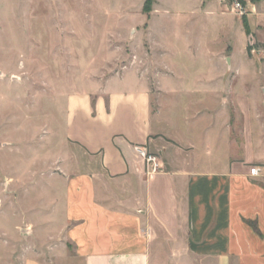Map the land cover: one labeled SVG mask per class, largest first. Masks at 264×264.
I'll list each match as a JSON object with an SVG mask.
<instances>
[{
  "label": "crops",
  "instance_id": "crops-1",
  "mask_svg": "<svg viewBox=\"0 0 264 264\" xmlns=\"http://www.w3.org/2000/svg\"><path fill=\"white\" fill-rule=\"evenodd\" d=\"M210 1L200 0L201 12L189 18L188 48L202 56L192 64L197 72L185 81L173 72L168 99L127 76L64 97L59 143L56 152L47 150L54 155L47 165L57 167L52 182L62 187L57 230L69 262L264 264V122L258 126L256 99L264 77L235 50L230 61L210 63L209 24L196 19L208 14ZM244 1L257 13L264 5ZM219 15L217 39L243 34L241 17ZM247 18L249 36L264 47V12ZM231 75L239 76L238 89H229ZM247 85L253 88L244 96L255 109L247 103L246 126L237 128L229 105H238L235 118L243 114V95L234 92ZM135 145L158 153L163 171L147 176ZM253 166L258 175L249 174ZM44 247L46 256L49 243ZM25 254L23 264H45Z\"/></svg>",
  "mask_w": 264,
  "mask_h": 264
},
{
  "label": "rangeland",
  "instance_id": "rangeland-1",
  "mask_svg": "<svg viewBox=\"0 0 264 264\" xmlns=\"http://www.w3.org/2000/svg\"><path fill=\"white\" fill-rule=\"evenodd\" d=\"M233 1L211 0L204 7L208 14L196 18L197 26L209 24L211 64L213 60L230 61L235 50L234 57L252 67L257 65L260 80L264 77V47L249 36L247 14L264 12V5L260 4L257 13L239 0L246 10L239 16L232 10ZM145 2L0 0V264H23L27 251L45 264H73L60 250L57 225L62 187L52 182L57 167L47 165L54 157L47 150L56 152L58 147L59 114L65 96L127 76L145 81L156 97L168 99L173 72L183 81L197 72L191 68L201 61V52L193 57L187 33L189 18L201 12L200 0ZM220 13L241 17L243 34L236 31L217 39ZM241 44L245 45L243 53ZM214 51L219 55L215 57ZM216 73L211 66L210 79ZM238 77H229L233 80L229 89L239 88ZM243 86L234 92L243 95L236 99L241 101L243 114L235 118L237 103L229 105L232 125L237 128L246 126L248 106V110L255 109L250 97L244 96V90L249 93L253 86ZM256 99L261 126L264 82L257 85ZM48 243L50 252L44 256L41 251Z\"/></svg>",
  "mask_w": 264,
  "mask_h": 264
},
{
  "label": "built area",
  "instance_id": "built-area-1",
  "mask_svg": "<svg viewBox=\"0 0 264 264\" xmlns=\"http://www.w3.org/2000/svg\"><path fill=\"white\" fill-rule=\"evenodd\" d=\"M232 10L239 16H243L246 13L245 5L239 0L233 1ZM134 151L142 159L144 172L147 176H153L163 170V162L158 153L149 151L144 145H135ZM259 173L260 168L258 166H253L249 169L250 175H258Z\"/></svg>",
  "mask_w": 264,
  "mask_h": 264
},
{
  "label": "trees",
  "instance_id": "trees-1",
  "mask_svg": "<svg viewBox=\"0 0 264 264\" xmlns=\"http://www.w3.org/2000/svg\"><path fill=\"white\" fill-rule=\"evenodd\" d=\"M150 1V0H149ZM145 3H147V0H146V2ZM144 5H146V4H144ZM144 9H146L145 7H144Z\"/></svg>",
  "mask_w": 264,
  "mask_h": 264
}]
</instances>
